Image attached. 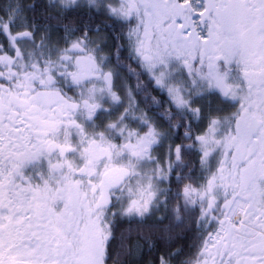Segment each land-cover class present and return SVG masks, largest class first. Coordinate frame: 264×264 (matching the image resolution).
Masks as SVG:
<instances>
[{"label": "snow or ice", "instance_id": "obj_1", "mask_svg": "<svg viewBox=\"0 0 264 264\" xmlns=\"http://www.w3.org/2000/svg\"><path fill=\"white\" fill-rule=\"evenodd\" d=\"M0 264H264V0H0Z\"/></svg>", "mask_w": 264, "mask_h": 264}]
</instances>
